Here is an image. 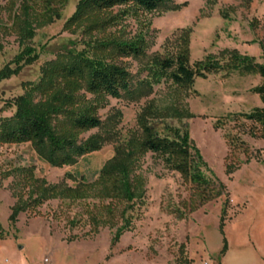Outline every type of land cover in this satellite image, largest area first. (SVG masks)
<instances>
[{"label":"rangeland","instance_id":"rangeland-1","mask_svg":"<svg viewBox=\"0 0 264 264\" xmlns=\"http://www.w3.org/2000/svg\"><path fill=\"white\" fill-rule=\"evenodd\" d=\"M9 1L0 0V6ZM173 1L183 6L174 11L144 13L138 20L127 16L121 30L127 38L146 35L148 55L164 57L174 53L180 30L189 29L191 62L206 56L219 58L225 50L264 61V0ZM77 2L67 0L59 19L36 27L31 44L38 59L17 75L0 81V117L13 113L14 109L7 107L9 102L27 91L25 84L38 81L45 62L66 49L83 48L78 35L62 30ZM0 18L1 70L20 48L9 29L6 11L1 12ZM124 62L134 83L147 77L143 72L147 64L131 59ZM259 82L258 76L234 73L225 77L220 73L197 78L193 86L196 94L162 81L138 99L108 97L106 107L98 115L102 121L108 115H119L113 136L116 140L111 139L100 150L78 158L70 166H51L28 143L0 145V264H264V139L243 135V148L247 151L239 148L230 154L224 136L231 129L213 127L215 120L229 113L259 107L258 96L250 91ZM178 100L192 116H179ZM157 112L165 115L159 117ZM141 114L151 115L149 123L160 134L167 133L166 127L188 131L190 149L200 172L224 187L221 197L188 212L184 203L192 197L190 186L178 173L165 169L157 156L147 153L137 170L145 180L143 204L132 210L131 231L119 235L117 240L106 227L94 235L87 234L89 225L81 214L87 202L49 200L10 220L13 205L24 202L33 190L31 184H25V173L30 172L34 179L47 184L65 180L73 185L65 177L67 174L93 181L114 155L116 145L128 138L129 131L136 130V119ZM102 132L94 129L81 138ZM237 132L239 129L235 128L231 134ZM5 172L10 173L9 177L2 176ZM224 200L227 216L220 224ZM178 213L184 217H178ZM71 220L79 222L70 225Z\"/></svg>","mask_w":264,"mask_h":264},{"label":"trees","instance_id":"trees-1","mask_svg":"<svg viewBox=\"0 0 264 264\" xmlns=\"http://www.w3.org/2000/svg\"><path fill=\"white\" fill-rule=\"evenodd\" d=\"M66 2L10 0L6 6H0V16L6 11L9 29L20 48L0 70V81L17 75L24 66L38 59L31 44L36 27L59 19ZM182 6L173 0H78L62 30L78 35L83 48L79 51L66 49L45 62L38 81L25 84L27 91L9 102L7 107L14 110L10 116L0 117V145L28 143L37 156L51 166H70L78 158L100 150L111 139L116 140L113 136L119 115H108L104 121L98 115V111L106 107L108 97L138 99L148 95L151 86L162 81L177 90L196 94L193 86L197 78L205 79L220 73L225 77L235 73L260 79L250 89L260 100L259 107L248 112L229 113L213 123L216 130L227 126L231 129L224 136L229 153L244 147L243 135L264 139V61L225 50L219 58L206 56L191 62L189 29L180 30L174 53L164 57L156 53L148 55L146 35L127 38L121 30L127 16L138 20L144 13L174 11ZM126 59L147 64L143 70L147 77L134 83V76L124 62ZM181 104L178 100L179 116H192ZM157 113L159 117L165 115ZM149 117L151 115L146 114L137 117L136 130L129 131L128 138L116 145L114 155L103 164L93 181L67 174L65 177L73 185H68L65 180L47 184L44 180L34 179L32 173H25V184H31L33 190L24 202L13 205L10 220L14 221L20 212L34 211L49 200L87 202L81 213L89 225L87 234L94 235L106 227L113 231L114 240H117L119 235L131 231L132 210L143 204L145 180L137 170L147 153L157 156L165 169L178 173L190 186L192 197L184 203L188 212L221 197L224 187L201 174L190 149L188 131L166 127L167 133L160 134L149 123ZM235 128L239 132L231 134ZM94 129L102 130L103 134L81 138L82 134ZM242 150L247 151L246 148ZM9 175V172L2 174L5 178ZM226 209L227 200H224L220 224L226 219ZM178 217H184V214L178 213ZM77 222L79 220L69 221L70 225Z\"/></svg>","mask_w":264,"mask_h":264},{"label":"crops","instance_id":"crops-1","mask_svg":"<svg viewBox=\"0 0 264 264\" xmlns=\"http://www.w3.org/2000/svg\"><path fill=\"white\" fill-rule=\"evenodd\" d=\"M257 107H258V106H257ZM58 252H59V251H58ZM58 252H54V251H53V254H54V253L56 254V253H58ZM58 254H60V253H58Z\"/></svg>","mask_w":264,"mask_h":264}]
</instances>
